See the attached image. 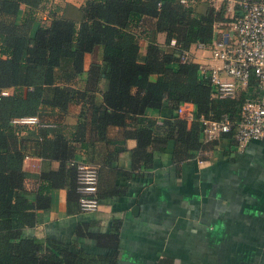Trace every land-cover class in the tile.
Instances as JSON below:
<instances>
[{
  "label": "trees",
  "instance_id": "16d2710c",
  "mask_svg": "<svg viewBox=\"0 0 264 264\" xmlns=\"http://www.w3.org/2000/svg\"><path fill=\"white\" fill-rule=\"evenodd\" d=\"M226 13L224 0H0V264H116L115 220L106 231H89L88 223L74 228V236L107 249L101 253L87 251L75 240L39 239L25 232L36 223L37 211L49 207L52 188L65 189L67 212L80 210L74 145L61 134V118L70 102L90 100V137L108 141L106 128L121 127L125 137L135 140L132 169L150 168L154 150L164 149L169 140L175 160L209 149L215 139H202L199 117L226 114L234 121L242 97L213 96L200 64L179 62L178 52L196 41L209 42L213 26L227 20ZM158 33H163L162 43ZM140 40L145 41L141 58ZM94 49L98 63L85 67V55ZM95 91L97 102L91 98ZM181 102L191 104L189 121L174 112L158 124L148 113L167 103L175 111ZM16 117H35L36 135ZM83 137L80 123L73 139L83 145ZM119 150L107 151L97 167V200L123 192L111 183L124 174L111 166ZM28 155L58 163L36 174L32 195L23 185Z\"/></svg>",
  "mask_w": 264,
  "mask_h": 264
},
{
  "label": "crops",
  "instance_id": "0c3cea01",
  "mask_svg": "<svg viewBox=\"0 0 264 264\" xmlns=\"http://www.w3.org/2000/svg\"><path fill=\"white\" fill-rule=\"evenodd\" d=\"M67 1L79 4L82 0ZM156 37L163 42V33ZM139 44L141 58L145 41ZM192 54L193 61L210 65L203 50H193ZM84 59L85 67L90 62L98 63L96 49ZM85 78L84 72L77 85L83 87ZM91 98L97 102L100 94L95 91ZM89 101L68 104L61 118V134L74 145V163L96 170L107 151L121 147L111 166L124 174L114 177L111 183L123 192L99 199L93 210L67 212L65 189L52 188L49 207L37 211V221L26 228V233L65 243L75 240L77 246L101 253L107 249L90 238L74 236V228L78 223H88L89 231H106L115 220L116 264H264V138L239 146L232 135H221L209 149L183 160L173 159L169 140L164 149L154 150L150 168L132 169L130 151L135 140L125 137L121 127L106 128L108 141L90 137ZM174 112L167 103L148 113L160 124ZM25 122L27 132L36 135L38 122ZM80 123L84 124L83 145L73 139ZM159 128L157 133H161ZM57 164L56 160L34 155L24 157L23 185L28 195L36 186V174L55 169Z\"/></svg>",
  "mask_w": 264,
  "mask_h": 264
},
{
  "label": "built area",
  "instance_id": "2783aa9c",
  "mask_svg": "<svg viewBox=\"0 0 264 264\" xmlns=\"http://www.w3.org/2000/svg\"><path fill=\"white\" fill-rule=\"evenodd\" d=\"M228 1V18L215 23L211 40L196 41L191 48L179 51L178 61H193V50L209 51L211 63H199V71L211 83L212 95L242 98L234 121L226 114L217 118L200 116L201 136L208 141L231 132L240 146L248 140L264 138V0ZM168 44L173 46L174 39L171 38ZM175 112L187 121L193 117L188 102L179 103ZM13 120L31 122L36 118L16 117ZM75 167L79 209L93 210L98 204L95 197L96 169L83 163H75Z\"/></svg>",
  "mask_w": 264,
  "mask_h": 264
},
{
  "label": "rangeland",
  "instance_id": "374dc122",
  "mask_svg": "<svg viewBox=\"0 0 264 264\" xmlns=\"http://www.w3.org/2000/svg\"><path fill=\"white\" fill-rule=\"evenodd\" d=\"M216 2H219V1H221V0H215ZM225 1V6H226V12L228 11V13H229V8H228V5H229V1L228 0H224ZM216 4H218V3H216ZM230 7H234L233 5H231ZM59 8H60V6H58L57 5V7H56V10H59ZM229 15V14H228ZM43 16V15H42ZM204 51V54L206 55V56H209V51L207 50V49H205V50H203Z\"/></svg>",
  "mask_w": 264,
  "mask_h": 264
}]
</instances>
